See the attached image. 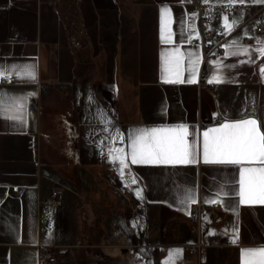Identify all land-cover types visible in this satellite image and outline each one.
I'll list each match as a JSON object with an SVG mask.
<instances>
[{
	"label": "crops",
	"instance_id": "0c3cea01",
	"mask_svg": "<svg viewBox=\"0 0 264 264\" xmlns=\"http://www.w3.org/2000/svg\"><path fill=\"white\" fill-rule=\"evenodd\" d=\"M226 4L233 3L0 0V70L9 79L0 84V106L15 117L0 115V264H38L41 247L51 249L52 264H80L83 251L95 259L93 248L112 264H137L135 253L123 252L137 234H124L126 219L113 201L124 183L140 193L137 200L152 220L160 216L171 226L163 239L172 244L158 254L162 264L174 261L169 254L177 242H199L206 250L175 264H243L242 250L264 248V205L239 204L240 166L203 162L205 130L245 118L264 121V32H255V13L264 2L235 3L242 8L229 21L221 11ZM200 6L209 7L211 17L205 48L216 37L226 39L219 58L203 59V49L189 43L199 36ZM163 8L171 12L168 43L162 39ZM176 49L183 82L166 83L163 57ZM181 125L192 133L194 163H131L130 133ZM91 147L102 153L99 160L92 159ZM117 156L125 159L123 170ZM91 173L104 176L98 190L91 188ZM111 179L120 186L107 187ZM186 192L194 203L183 202ZM91 193L97 194L94 202L104 194L115 206L100 201L95 211ZM196 203L205 208L192 225ZM94 211L102 219L91 230ZM132 222L137 226V219L133 228Z\"/></svg>",
	"mask_w": 264,
	"mask_h": 264
},
{
	"label": "snow or ice",
	"instance_id": "6c2138e0",
	"mask_svg": "<svg viewBox=\"0 0 264 264\" xmlns=\"http://www.w3.org/2000/svg\"><path fill=\"white\" fill-rule=\"evenodd\" d=\"M230 3H243L244 0H229ZM264 2V0H257ZM162 39L165 43L170 41L171 12L167 8L161 10ZM235 24V20L232 22ZM231 27V25H228ZM236 42L234 41L233 44ZM244 54L247 49L242 50ZM259 52L264 58V42H260ZM236 54H241L237 52ZM180 53L179 49L166 53L162 61V72L164 82L176 83L179 80ZM6 69L0 70V78L5 77ZM17 72L19 70H16ZM28 79L34 80V71L24 69ZM175 73L176 79H169V75ZM264 78V68H260ZM187 82H194L189 79ZM210 83L212 81H209ZM216 82H223L221 77ZM0 115L13 119L14 116L7 114V109L0 106ZM264 121L258 118H245L235 122H224L218 127L209 128L202 133L203 136V162L206 164L238 165L239 180V204L264 205V132L261 126ZM119 136V132L116 133ZM192 135L186 126L174 128H153L150 130H138L130 133V152L127 154L132 164H154V165H185L194 163V141H189ZM123 153V149L116 150ZM119 159L121 170L126 166L125 159ZM258 165V166H245ZM140 193L137 192V196ZM195 202L191 192L183 194V202ZM219 202V201H214ZM233 243H236L234 240ZM170 257L180 255L179 250L171 252ZM243 264H264V248L244 249L241 252Z\"/></svg>",
	"mask_w": 264,
	"mask_h": 264
},
{
	"label": "rangeland",
	"instance_id": "374dc122",
	"mask_svg": "<svg viewBox=\"0 0 264 264\" xmlns=\"http://www.w3.org/2000/svg\"><path fill=\"white\" fill-rule=\"evenodd\" d=\"M92 159L95 160H99L97 154H102L100 152V150L97 148H93L91 147L90 150ZM96 154V155H95ZM93 166H96L95 162L91 163ZM101 178L104 176H100ZM98 176H94L93 173L90 174V182H91V188L92 189H96L97 188V184L98 182V178H100ZM112 180V179H111ZM101 182V181H100ZM109 184H111V186H120L121 183H119L118 181L115 183L113 180L112 181H107V187H109ZM115 184V185H114ZM102 187H104L103 182H101ZM126 184H122V187L120 188V195L117 194V198H115L113 201H117V206L116 209L117 211H120L121 215L124 217V219H126V221H124V234L126 235L127 233L130 236V232L129 229L133 230V235L134 237H136L137 234V239L136 242H132L131 243H127V246H123V252H126L131 246V248H133L134 253H135V257H137V264H162L161 259L158 257V254L160 253V251H162V249H164V247L172 244L169 242L164 241L163 237H165L168 232H170L171 226L169 224H164L162 222V218L156 217V220H152V218L150 217L152 215V212H148V210H146L145 208H143L141 206V204L139 203V201L137 200V196L135 195V193L132 191L130 192L127 188V186H125ZM110 190L109 188L107 189ZM97 194L91 193L88 197L90 198V202L92 204V207L95 209L98 208V203L101 201V206L104 204L105 207H109L111 205L115 206V204H111L108 200V195H107V199L104 198V194H101V200L98 199V202H94V197ZM97 204V206H95ZM97 212H99L97 209L95 210ZM94 211L93 217L91 218V230L93 229V226L95 228V230L98 228V222L100 220V218L102 217V214H99L97 212ZM148 213H149V217H148ZM82 219V218H81ZM102 219V218H101ZM137 219V226L134 222L133 223V228L130 226L131 224V220H135ZM168 221V219H166ZM190 224L195 225L194 223H192L190 221ZM192 225H190V228L192 227ZM92 239V242L94 244L95 241L98 240V234H96ZM134 241V240H133ZM197 242H194L192 244H183V243H179L177 242L178 247H175V250H179L180 255L176 256L173 258L174 261H172L169 264H175V262H183L186 263L187 261L191 260V258L198 256V255H202L203 253L199 252L197 249L191 250L188 249L187 247L190 245H195ZM97 244V243H96ZM192 246V247H193ZM81 248V247H80ZM79 248V249H80ZM173 251V252H174ZM87 252L85 253L80 252L78 256V262H80V264H112L107 258L103 257L101 252L99 251V248H93L92 249V255H94L96 258H89V255L87 254ZM152 256V259H150V255ZM89 260H88V258Z\"/></svg>",
	"mask_w": 264,
	"mask_h": 264
},
{
	"label": "built area",
	"instance_id": "2783aa9c",
	"mask_svg": "<svg viewBox=\"0 0 264 264\" xmlns=\"http://www.w3.org/2000/svg\"><path fill=\"white\" fill-rule=\"evenodd\" d=\"M242 7H238L235 4H226L221 6V11L224 16V18L229 21L234 17L235 12L238 9H241ZM209 7L207 6H200V14L198 24H199V36L197 38H194L190 40V45L195 46L199 45L203 49V59H207L209 57L219 58L224 54L226 39L225 37H216L213 39V42L211 43V46L209 49H206V40L212 37V30L210 28L211 24V17L209 13H206L208 11ZM260 13L258 17L256 18V25H255V32L261 33L264 32V9H259L255 14ZM251 18V17H250ZM9 83L8 78H2L0 79L1 85H6ZM215 88L212 89V92H215ZM217 122V120H215ZM210 208H217V204H212L209 206ZM205 208V205H202L200 203H196L193 205L191 212L189 214V219L192 223L195 225L199 222L200 213L202 209ZM217 242H213V245H217ZM193 245H190L187 247L188 249H191L194 251V249H197L199 252L203 253L206 249L205 246L201 245L199 242H197L193 247ZM127 255L132 256L134 254V250L132 248H129L126 251ZM55 258L52 255V251L50 248L47 247H41L38 251V264H52L54 263Z\"/></svg>",
	"mask_w": 264,
	"mask_h": 264
}]
</instances>
